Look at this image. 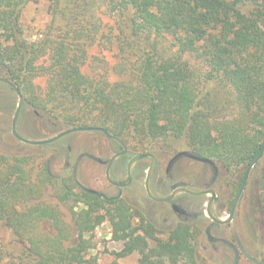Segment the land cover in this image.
I'll use <instances>...</instances> for the list:
<instances>
[{"label": "trees", "instance_id": "obj_1", "mask_svg": "<svg viewBox=\"0 0 264 264\" xmlns=\"http://www.w3.org/2000/svg\"><path fill=\"white\" fill-rule=\"evenodd\" d=\"M37 1L0 0V65L25 103L70 125L105 128L125 143L136 136L182 139L189 154L236 176L238 190L264 144V0H45L50 21L32 40L21 13ZM101 14L119 23L121 82L109 83L98 57L91 75L81 71L87 47L103 37ZM107 40L114 43L113 36ZM39 77L45 78L42 90ZM210 84L217 91L202 93ZM39 177L32 178L23 159L0 157V221L28 244L32 264H83L91 232L105 219L123 244L119 257L138 252L141 264H199L198 227L179 220L158 237L151 220L122 198L107 200L82 187L75 194L73 176L54 185L58 202L82 198L85 204L74 214L76 242L65 245L71 235L55 206L28 205L41 193V181H52L47 165ZM260 183L264 190V166ZM41 220L51 222L52 235L39 232Z\"/></svg>", "mask_w": 264, "mask_h": 264}, {"label": "rangeland", "instance_id": "obj_2", "mask_svg": "<svg viewBox=\"0 0 264 264\" xmlns=\"http://www.w3.org/2000/svg\"><path fill=\"white\" fill-rule=\"evenodd\" d=\"M50 21L48 12V2L39 0L28 3L21 13V23L25 35L32 40L39 38L40 33ZM101 29L103 37L96 39L87 47L88 59L81 67L85 75L93 73V61L95 57L100 58L101 65L108 68L109 83L121 82L125 77L120 73L123 53L118 50L116 45V34H119V23L114 17L101 14ZM113 36L114 43L107 39ZM118 42V41H117ZM119 44V42H118ZM118 50V51H117ZM90 58V59H89ZM193 65H200L199 60L194 56L189 58ZM4 68L0 65V76L4 77ZM36 86L41 90L45 87V78L39 77L35 80ZM44 91V90H43ZM210 91L212 94L217 91L214 84L205 85L202 93ZM231 96L233 93L228 92ZM234 96V95H233ZM18 97L10 87L0 82V157L6 158L7 162L14 163L15 159H23L24 166L30 172L32 178L37 180L39 172L47 165L52 177V181L42 182V191L32 203L41 202L45 205L55 206L61 221L67 226L70 238L64 244L76 242V224L74 214H77L85 207L83 199L67 204L58 202L55 186L58 180L66 181L71 176L74 177L77 184L73 187V192L81 195V187L92 188L103 192L107 196H115L121 192V197L134 209L141 212L156 227L158 237L165 238L168 231L175 224L174 216L166 206H160L148 199L144 191L145 170L150 159L145 158L138 161L133 168V178L131 184L121 190L113 187L105 176L107 161L120 150V145L108 138L101 131H78L69 133L60 139L50 143L40 145H30L23 143L13 137L11 133V122L17 107ZM95 118L96 115H93ZM61 118V117H60ZM57 118L45 111L25 103L18 117L16 129L18 133L25 138L33 140H43L53 137L57 133L76 127L67 124L61 118ZM88 127V126H86ZM127 152L120 158H117L111 170V177L115 181L126 179V164L131 157L140 153H152L157 159L155 173L152 176L154 191L157 195H165L170 192V187L174 183L187 182L195 183L197 174L200 171L205 172L206 182L209 181L211 171L205 165H202L187 157L177 159L170 172L165 174V168L169 160L178 152L185 151L187 146L182 139L158 138L148 140L147 138L133 137L128 143ZM147 146L146 152H140V146ZM89 153L100 157L104 164H99L84 154ZM219 168L218 178L213 188L219 193V201L215 205V214L219 217H226L229 209V202L234 196L236 176H231L219 162H215ZM264 166V157H262L250 170L246 186L239 198L234 217L226 225L216 226L211 229L215 237H221L232 242L239 249L240 256L237 264H255L253 260L264 264V211L263 194L261 188V174ZM229 195V196H228ZM207 198V197H206ZM226 200V201H225ZM142 201V204H140ZM198 201V200H197ZM194 203L191 198L182 197L181 203ZM202 199L199 200L201 204ZM192 207V205H191ZM197 206L190 208L193 212ZM20 208H25L21 205ZM72 208V209H71ZM103 212V209H101ZM140 220L134 219V224ZM210 223L209 218H204V224L194 240L196 248V258L199 264H233L234 251L227 244L216 243L211 245L204 236L203 228ZM39 232L53 234L55 228L48 220H41L38 224ZM12 228L7 225L5 219L0 221V264H32L33 257L28 254L25 247L28 244L22 243L12 232ZM112 227L110 221L105 219L98 224L91 232V247L82 255L83 264H89L96 260L97 264H112L116 261L118 264H141L138 252H133L126 256H117L121 251L123 244L121 241L113 239ZM89 235H85L88 238ZM150 240V246H154L155 241ZM178 264H185L183 261Z\"/></svg>", "mask_w": 264, "mask_h": 264}, {"label": "water", "instance_id": "obj_3", "mask_svg": "<svg viewBox=\"0 0 264 264\" xmlns=\"http://www.w3.org/2000/svg\"><path fill=\"white\" fill-rule=\"evenodd\" d=\"M0 82L8 85L10 87V89H12L15 94L17 95L18 97V102H17V107H16V110L14 112V115H13V118H12V122H11V133L13 135V137H15L16 139H18L19 141L23 142V143H27V144H30V145H40V144H46V143H50V142H53L55 140H58L60 139V137H63L69 133H72V132H78V131H101L103 132L108 138L116 141L121 147V151L113 154L108 162H107V166H106V170H105V176H106V179L109 183L113 184V185H116L117 187H125L127 185H129V183L131 182V178H132V168L134 166V164L140 160H143L145 158H149L150 159V163H149V166L146 170V177H145V182H144V188L146 190V193L147 195L153 199L154 201H166L170 198H172L173 196H175L176 194L178 193H182L183 192H187V193H190V194H194V195H203V194H210L211 195V198L209 199L207 205H206V214L208 215V217L213 221V222H216V223H220V224H227L231 221V219L233 218V215H234V211H235V208L237 206V203L239 201V198L246 186V183H247V180H248V176H249V173H250V170L251 168L263 157V154H264V144L262 146V149L261 151L259 152V154L253 158L247 169H246V172L244 174V177H243V180L240 184V187L236 193V196L234 198V201H233V204H232V207H231V210L228 214L227 217L225 218H218L214 215L213 213V210H212V205H213V202L217 199V193L215 192V190L213 189H208V190H203V191H198V190H194V189H190V188H187V187H182V186H179L177 188H175L172 193L169 195V196H166V197H159V196H156L152 193L151 191V188L150 187V182H151V178H152V174H153V171H154V168H155V165H156V157L154 154L152 153H140V154H136L134 155L133 157L130 158V160L128 161L127 163V180L124 181V182H116L115 180L112 179L111 177V168H112V165L114 163V161L119 158L120 156L124 155L127 151V146L125 144V142L120 139L119 137L117 136H114V135H111L105 128H102V127H95V126H76V127H72V128H69V129H66V130H63L59 133H57L56 135H54L53 137H49L47 139H41V140H33V139H29V138H25V137H22L17 129H16V126H17V121H18V117L20 115V112L23 108V105H24V96L23 94L21 93V91L18 89V87L9 79L5 78V77H2L0 76ZM89 155V157H93L92 154H87V156ZM86 190H88V192H91L93 194H98L99 196H103V194L101 192H98L97 190L95 189H91V188H85ZM120 194H118L116 196L119 197ZM173 209L174 210H177V207L176 205H173ZM206 236L211 240L212 237L210 236V232H209V228L206 229ZM232 248L235 250L236 252V255H235V261L238 259V251H237V248L234 246V245H231ZM253 262L255 264H260L257 260H253Z\"/></svg>", "mask_w": 264, "mask_h": 264}, {"label": "flooded vegetation", "instance_id": "obj_4", "mask_svg": "<svg viewBox=\"0 0 264 264\" xmlns=\"http://www.w3.org/2000/svg\"><path fill=\"white\" fill-rule=\"evenodd\" d=\"M121 149H122V147L120 146V150L119 151H121ZM118 151V152H119ZM127 152V151H126ZM117 153V152H116ZM87 154H89V153H86V154H84L85 156H87ZM264 155V154H263ZM92 156L93 157H89V155L87 156V157H89V159H91V160H93V161H95V162H97V163H99V164H104V162H103V160L100 158V157H98V156H95V155H93L92 154ZM123 156V155H122ZM122 156H120V157H122ZM119 157V158H120ZM181 157H187V158H190L191 160H194V161H196V162H198V163H200V164H202V165H205V166H207L208 168H210V171H211V175H210V178H209V181L208 182H206V177H205V172H204V170L203 171H200V172H198V174H197V181L195 182V183H187V182H178V183H174V184H172L171 185V187H170V192L168 193V194H165V195H157L156 193H155V191H154V184H153V182H152V178H151V182H150V187L149 188H151V191H152V193L154 194V195H156V196H159V197H166V196H169L171 193H172V191L175 189V188H177V187H179V186H182V187H187V188H190V189H194V190H198V191H203V190H208V189H213V190H215V192L217 193V199L213 202V205H212V210H213V213H214V215L216 216V217H218V218H225V217H219V216H217L216 214H215V211H214V209H215V205H216V203L220 200L219 199V193L217 192V190L215 189V188H213V186H214V184L216 183V181H217V178H218V173H219V168L217 167V165H216V163H215V161H213V160H209V159H204V158H197V157H195V156H192L191 154H189L186 150L185 151H181V152H178V153H176L170 160H169V162L167 163V165H166V168H165V174L167 175L168 174V172H170V170H171V168H172V166H173V164H174V162L177 160V159H179V158H181ZM130 160V159H129ZM108 162V161H107ZM128 163V162H127ZM137 163V162H136ZM135 163V164H136ZM135 164H134V166H135ZM107 166V165H106ZM134 166H133V168H134ZM149 166V165H148ZM156 166H157V161H156V165H155V168H154V171H153V174L155 173V170H156ZM133 168H132V178H133ZM148 168V167H147ZM147 168L145 169V170H143V172H145V176H144V182H145V177H146V170H147ZM111 170H112V168H111ZM246 172V171H245ZM153 174H152V176H153ZM132 178H131V181H132ZM113 179V178H112ZM114 180V179H113ZM127 180V164H126V179L125 180H123V181H116V182H119V183H121V182H124V181H126ZM131 184V182L129 183V185ZM113 185V184H112ZM129 185H127V186H129ZM127 186H125V187H127ZM113 187H116L117 189H119V190H121L122 188H125V187H117L116 185H113ZM145 187V186H144ZM143 187V188H144ZM240 187V186H239ZM82 188H84L85 189V187H83L82 186ZM92 189V188H91ZM239 189V188H238ZM86 190V189H85ZM98 191V190H97ZM144 191H145V193H146V190H145V188H144ZM237 191L238 190H236L235 192H234V196H233V198L231 199V201L229 202V209H228V214H229V212H230V210H231V207H232V204H233V201H234V198H235V196H236V193H237ZM98 192H100V191H98ZM102 194H103V196H99V197H101V198H104V199H107V200H111V199H116V196L118 195V194H120V196L119 197H117V198H120L121 197V192H118V194L117 195H115V196H107L106 194H104L103 192H101ZM146 195H147V193H146ZM229 196V195H228ZM147 197H148V199L149 200H151L152 202H154V203H156V204H159L160 206H166L167 208H169L170 209V212H171V214L174 216V219H176L175 221L177 222V221H179V220H181V221H185V222H188V223H190V224H192L194 227H198V230H199V232H200V229H202L201 227H202V225L204 224V218L205 217H207V218H209L208 217V215L206 214V205H207V203H208V201H209V199L211 198V195L210 194H203V195H194V194H190V193H187V192H183L182 191V193H178V194H176L175 196H173L172 198H170V199H168V200H166V201H161V202H159V201H154L153 199H151L148 195H147ZM182 197H183V199L184 198H191V199H193V202L194 203H190V205H189V203H185V204H183V202L181 203V199H182ZM207 197V198H206ZM200 199H202V202H201V204L199 203V200ZM198 200V201H197ZM226 201V200H225ZM140 204H142V201H140ZM238 204V203H237ZM173 205H176V207H177V210H174L173 209ZM191 205H192V207H194V205H196L197 207L195 208V210L193 211V212H191L190 211V208H192L191 207ZM235 210H236V208H235ZM234 213H235V211H234ZM228 214H227V216H228ZM226 216V217H227ZM233 217H234V215H233ZM233 219V218H232ZM232 219H231V221H232ZM209 220H210V223L209 224H207L206 225V227H204L203 228V232H204V236L206 237V239H207V241H208V243H210L211 245H215L216 243H223V244H227L228 246H230V248L234 251V254L236 255V252H235V250L232 248V246L231 245H234L232 242H230V241H227V240H225V239H223V238H221V237H215V236H213V234L211 233V229L213 228V227H216V226H221V225H226V224H220V223H216V222H213L210 218H209ZM230 221V222H231ZM175 222V223H176ZM228 224V223H227ZM207 228H209V232H210V236L212 237V239L210 240L206 235V229ZM235 246V245H234ZM236 248H237V246H235ZM237 251H238V255L240 256V252H239V249L237 248ZM235 255H234V261H233V264H237V261L239 260V256H238V259L235 261Z\"/></svg>", "mask_w": 264, "mask_h": 264}]
</instances>
